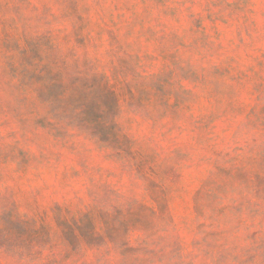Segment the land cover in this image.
Returning a JSON list of instances; mask_svg holds the SVG:
<instances>
[{"label": "rangeland", "instance_id": "374dc122", "mask_svg": "<svg viewBox=\"0 0 264 264\" xmlns=\"http://www.w3.org/2000/svg\"><path fill=\"white\" fill-rule=\"evenodd\" d=\"M0 264H264V0H0Z\"/></svg>", "mask_w": 264, "mask_h": 264}]
</instances>
